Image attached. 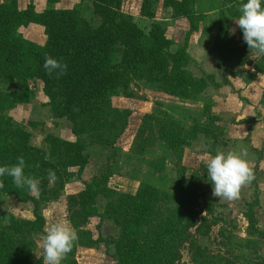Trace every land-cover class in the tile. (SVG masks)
I'll use <instances>...</instances> for the list:
<instances>
[{
    "label": "rangeland",
    "instance_id": "374dc122",
    "mask_svg": "<svg viewBox=\"0 0 264 264\" xmlns=\"http://www.w3.org/2000/svg\"><path fill=\"white\" fill-rule=\"evenodd\" d=\"M94 2V0H18L17 4L19 9H23L29 3H33L38 12L77 8L86 14V23L80 26L88 25L89 28L97 29L104 21L101 16L93 18ZM191 2H193L191 10L205 14L196 31L191 30L188 18L174 15L173 8L167 0L151 1L150 6L155 14L152 18L141 14V0H122L120 6L113 4L116 7L113 12L106 15V19H113L115 27L122 30L130 27L129 20L126 19L128 17L137 21L146 30H149L153 23H158L165 29L166 36L175 42L171 51L174 52L188 39V51L193 58L188 69L194 76L202 77L206 73H213L217 81L223 82L224 77H227L231 80L230 84L220 87L208 86L201 94L196 95L198 98L182 99L147 83L143 74L136 71L128 73L130 87L136 90L137 96L125 97L121 92L113 95L109 101L110 111L104 124L105 131L94 132L90 136L87 132L80 135L86 142V153L89 155V162L83 172L78 174V166L69 164L65 166L69 173L67 179L53 172V177L46 187L32 190L40 199L39 213L45 216L49 225L65 223L77 233L76 241L61 264H116L117 260L111 256V253L115 252L112 243L106 245L102 241L92 243L90 240H96L99 236L119 235L120 226L116 224L115 218L124 213L120 199L127 194L135 195L138 189L144 186H152L159 193L166 192L172 198L178 190L181 177L195 193L196 206L202 210L201 216L206 215L205 210L212 207L214 216L220 219L217 223L207 222L209 226L206 224L207 226L199 229L183 230L182 236L176 239L178 256L175 264H198L194 258L192 244L205 247L207 257L204 264H264V238L261 239L258 233L264 232V76L256 75L248 81L239 75L242 70L253 72L254 64L262 55L250 52L248 46H240L242 58L246 62L248 59L251 60L252 65H239L236 59L220 64V56H226L228 51L221 46L216 50L219 15L224 0ZM116 15L121 19L116 18ZM234 19H236L234 15L228 16L227 19L226 26L230 36H238L240 31ZM15 32L39 46H43L47 41L45 26L42 24L17 26ZM233 72L238 75H232ZM0 96L7 101L4 106L0 105V117L7 116L13 124L21 125L33 147L45 150L47 158L52 156L53 160L60 159L66 162L72 156V152L67 151L66 144L60 142L61 145L58 147L47 141L49 136H54L63 141L74 142L78 135L73 131L72 121L65 117L53 116L49 97L44 92V83L40 78L28 77L25 89L24 82L19 77L15 76L6 81L0 75ZM112 107L119 110L130 108L133 113L126 130L110 147L101 141V138H106V134L117 135L121 117L111 109ZM181 107L189 108L187 116L180 114ZM167 111L172 112L177 119H183L182 124L186 128L191 127L193 119L197 116L209 124L211 132L199 133L195 138L189 135L187 139L189 143L179 158L166 147V144L156 141L158 139L145 145V152L135 153L138 130L145 123L143 117L148 113ZM243 119L254 121L241 123ZM217 151L242 152L252 171L253 178L241 186L238 198L231 201L213 197L211 184L206 182L204 161ZM63 170L60 168L59 175L64 174ZM24 173L36 184L39 183L27 169H24ZM104 179H107L108 188L105 193L108 194H100L97 197V204L103 216H92L81 228H75L71 216L79 205H76L74 196L78 197L84 188V182ZM256 197L259 198V204L255 205L254 214L258 232L249 239V222L245 214L249 202ZM171 202V200L165 202V198L160 197L156 210L161 216L169 214L167 208L172 205ZM125 203L129 204V201ZM9 215L17 220L18 230L19 226H22L21 231L15 228L3 231L7 232L9 237L15 238L26 251L33 253L35 259L42 256L43 251L37 241L42 239L44 233L31 232L28 230L29 226L24 223L26 220L34 219V204L22 202L15 196L0 192V224L9 227L11 225ZM214 216L209 217V220H213ZM152 223L157 233L165 230L164 220L155 217ZM144 231L148 233L147 236L151 234V228L145 227ZM32 242L34 247L31 248ZM144 248L146 245L139 250L142 255L145 254Z\"/></svg>",
    "mask_w": 264,
    "mask_h": 264
},
{
    "label": "trees",
    "instance_id": "16d2710c",
    "mask_svg": "<svg viewBox=\"0 0 264 264\" xmlns=\"http://www.w3.org/2000/svg\"><path fill=\"white\" fill-rule=\"evenodd\" d=\"M17 1L0 2V75L6 81L15 76L19 77L24 82L25 89L28 77L40 78L44 83V92L49 97L53 116L65 117L72 121L73 131L78 135L74 142L49 136L47 141L52 146L60 147L62 142L67 145V151L72 152V156L66 162L60 159L53 160L52 156L47 158L45 150L35 148L29 143L28 134L21 125L13 124L7 116L0 117V165L13 164L18 156H23L24 169L39 181L33 188L17 187L11 177H0V192L15 196L22 202L33 203L35 217L24 223L29 226V231L45 234L50 225L45 216L39 213L40 199L32 190L46 187L50 183L52 178L49 177V172L67 179L69 173L65 166L69 164L78 166V174L83 172L89 162V155L86 153V142L80 135L87 132L90 136L94 132L105 131L104 124L110 111L109 101L113 95L121 92L125 97L137 96L136 90L130 87L128 73L136 71L143 74L147 83L182 99H196L198 98L196 95L201 94L206 87L227 85L230 84V80L224 77V81L219 82L213 73H206L202 77L194 76L188 69L193 61L188 51V39L174 52L171 51L175 42L166 36L165 29L158 23H153L149 30H146L137 21L128 17L126 18L130 25L128 29L116 28L112 23L114 20L106 19V15L113 12L116 7L113 4L120 6L122 0H94L93 18L101 16L104 21L97 29L89 28L88 25L80 26L86 23V14L80 9H49L38 12L33 3L19 9ZM151 1L153 0H141L140 9L141 14L152 18L155 14L150 6ZM167 2L173 8L175 16L188 18L191 30H197L198 23L204 19L205 14L191 10L193 4L191 0ZM241 2L242 0H224L220 9L216 50L220 46L228 49L226 56H220V64L236 59L239 65H252L251 60L248 59L246 62L242 58V52L239 50L240 46H247L241 30L238 36H230L226 26L228 16L234 15L238 18ZM115 17L121 19L117 15ZM31 23L45 26L47 41L43 46L15 32L17 26H28ZM241 42L243 44H240ZM45 55L55 57L66 64L64 73L49 75L43 68ZM254 66L253 72L242 70L239 75L249 81L259 73L264 74V55ZM232 75L238 74L233 72ZM6 102L0 96V105L4 106ZM111 109L119 113L122 119L120 117L117 135L106 134V138H101V141L110 147L126 130L133 113L130 108ZM188 110L187 107H181L179 111L180 114L187 116ZM143 119L145 123L138 130L139 141L135 140V153L145 152V145L158 139L156 141L166 144V147L179 158L189 143L187 140L189 135L195 138L199 133L211 132L209 124L197 116L190 128L182 124L183 119H177L169 111L148 113ZM249 121L254 120L243 119L240 122ZM60 168L64 169L63 175H59ZM107 188V179L84 182V188L78 197L74 196L76 205H79L71 216L75 228H81L92 216H103L97 204V197L100 194H108L105 193ZM161 196L165 198V202L172 201V205L167 208L169 210L167 216H161L156 210ZM120 201L124 213L115 218L116 224L120 226L119 235L99 236L96 240H90L92 243L102 241L106 245L112 243L115 252L111 253V256L117 260L116 264H175L178 256L176 239L182 236L183 230L199 229L209 226L207 222L217 223L220 219L214 216L212 207L207 208L206 215L201 216L202 210L196 206L195 193L182 177L172 198L166 192L159 193L152 186H144L139 188L135 195L127 194ZM126 201H129V204H126ZM258 204L259 198L256 197L249 202L245 214L249 222V239L258 232L254 214V207ZM212 216L214 218L210 221L209 217ZM8 217L11 219L9 227L0 224V264H43L41 259L43 255L35 259L33 253L26 251L15 238L9 237L8 233L3 231L12 228L21 231L22 226H19L18 230L17 220L12 215ZM155 217L164 220L166 226L163 232L157 233L153 228L152 222ZM145 227L151 228V234L148 236L144 231ZM258 233L261 239L264 238L263 231ZM33 245L32 242L31 248ZM144 245L145 254L142 255L139 250L143 249ZM192 246L195 260L198 264H204L207 257L205 247L194 244Z\"/></svg>",
    "mask_w": 264,
    "mask_h": 264
},
{
    "label": "clouds",
    "instance_id": "9594fccd",
    "mask_svg": "<svg viewBox=\"0 0 264 264\" xmlns=\"http://www.w3.org/2000/svg\"><path fill=\"white\" fill-rule=\"evenodd\" d=\"M239 16L234 19L239 26L243 40L250 52L264 55V0H242ZM234 31V29H233ZM43 68L49 75H61L67 68L55 57L45 55ZM206 182L211 184L213 197L224 200L238 198L242 185L250 181L252 171L242 152L217 151L204 161ZM25 160L18 156L13 164L0 165V177H11L17 187L33 188L36 182L25 175ZM49 177L53 173L49 172ZM77 233L65 223H52L42 239L37 241L43 251V264H61L64 256L70 252Z\"/></svg>",
    "mask_w": 264,
    "mask_h": 264
},
{
    "label": "crops",
    "instance_id": "0c3cea01",
    "mask_svg": "<svg viewBox=\"0 0 264 264\" xmlns=\"http://www.w3.org/2000/svg\"><path fill=\"white\" fill-rule=\"evenodd\" d=\"M261 73H259L258 75H260ZM263 76H264V74H263ZM230 80V79H229ZM231 81V80H230Z\"/></svg>",
    "mask_w": 264,
    "mask_h": 264
}]
</instances>
